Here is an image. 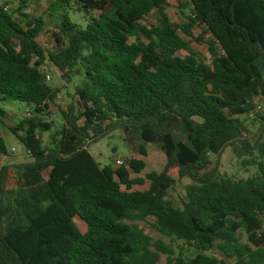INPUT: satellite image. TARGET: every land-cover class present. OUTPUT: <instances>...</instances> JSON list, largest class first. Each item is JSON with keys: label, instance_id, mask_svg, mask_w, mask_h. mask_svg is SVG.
Returning a JSON list of instances; mask_svg holds the SVG:
<instances>
[{"label": "trees", "instance_id": "16d2710c", "mask_svg": "<svg viewBox=\"0 0 264 264\" xmlns=\"http://www.w3.org/2000/svg\"><path fill=\"white\" fill-rule=\"evenodd\" d=\"M33 1H0V124L26 104L8 129L30 159L0 168V264H175L179 243L197 251L181 264H264V0H181L183 23L169 0H51L41 15ZM51 67L77 82L66 107ZM118 131L131 154L103 167L91 146ZM150 145L164 169L133 178ZM228 148L256 175H223ZM149 219L162 239L135 224Z\"/></svg>", "mask_w": 264, "mask_h": 264}, {"label": "rangeland", "instance_id": "374dc122", "mask_svg": "<svg viewBox=\"0 0 264 264\" xmlns=\"http://www.w3.org/2000/svg\"><path fill=\"white\" fill-rule=\"evenodd\" d=\"M1 2H5L6 0H0ZM51 0H35L31 4V9L27 12L30 14H44L47 13L48 4ZM181 0H169L170 8L169 15L171 20L174 23H183L185 21L184 15L182 14L179 6ZM17 4V3H16ZM11 5L12 9H17V5ZM47 18V14H46ZM76 21L83 23L82 20L77 16L75 17ZM206 39H210V36L206 37ZM40 43L43 45L45 49L54 50L56 48V43L48 34H43L40 39ZM132 41H135V38H132ZM191 47L198 53L210 57L208 53V47L205 44H200L194 42L191 44ZM187 53H183L185 56ZM47 74L51 77V80H48V84L55 89H60V94L57 100L58 105L66 107L70 103L69 94L73 93V85L68 84L66 80L62 77L61 73L54 68H48ZM262 110L260 114L264 113V101L261 103ZM26 104L21 103H8L4 106V109L7 113L6 122L7 127H4L0 124V136L3 137L6 141L7 147L9 149V155L3 158L0 163V168L4 165H8L11 167H15V165H19L23 162L30 161L28 157V153L25 150V147L19 142L16 136L8 129V127L16 126L23 118L26 113ZM54 120L59 123L61 121V117L59 114H56ZM251 136L257 134L258 127H251ZM46 143L49 141L48 135L45 136ZM91 154L95 157L97 162L101 164V166H109L114 161V167L118 168L117 161L123 160L125 161L131 154L130 147L125 140L124 134L121 131L115 132L112 135L102 139L100 142L93 144L91 146ZM137 159H142L146 162L147 168L141 175H133V178L141 177L143 179L146 178V175L152 172H161L166 163L167 159L164 153L160 150L157 145L149 146V156L148 157H136ZM217 157H212V161L215 163ZM221 173L223 175H228L230 177H234L236 179L246 180L248 178L253 177L257 173V169L255 167L249 168L248 170H244L241 168L238 159L234 155L232 148H228L225 153L221 157ZM190 184L188 179L183 180L180 184H178L174 190L171 191V199L177 204H180L181 198L186 196V186ZM150 186V182L146 181L144 186H136L134 189L136 191H145L148 190ZM129 224H133L132 222H127ZM155 220L149 219L147 222H136L135 224L139 225L141 228H144L148 235H150L154 240L162 239V235L156 230L154 227ZM164 241L167 244H170L171 240L168 238H164ZM181 248H185L183 251L176 250L175 252V264H181L180 261H188L193 259L197 255V251L193 248H186L183 246V243H179ZM167 258L164 257L162 264H166Z\"/></svg>", "mask_w": 264, "mask_h": 264}, {"label": "built area", "instance_id": "2783aa9c", "mask_svg": "<svg viewBox=\"0 0 264 264\" xmlns=\"http://www.w3.org/2000/svg\"><path fill=\"white\" fill-rule=\"evenodd\" d=\"M183 1H186V0H183ZM47 80H51V77L48 75L47 76ZM259 109H261V107H259ZM124 163H125V161H123V160H118L117 161V166L118 167H122L123 165H124Z\"/></svg>", "mask_w": 264, "mask_h": 264}]
</instances>
